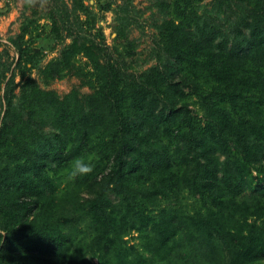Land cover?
Here are the masks:
<instances>
[{
  "label": "trees",
  "instance_id": "1",
  "mask_svg": "<svg viewBox=\"0 0 264 264\" xmlns=\"http://www.w3.org/2000/svg\"><path fill=\"white\" fill-rule=\"evenodd\" d=\"M245 1L250 19L237 24L246 28L242 42L235 38L228 45L215 42L213 35L207 39L202 33L183 32L190 22L199 24L193 18L195 9L184 14L191 0H177L174 6L189 22L183 17L172 22L171 32L162 37L167 54L190 70L192 76L182 75L180 83L200 97L202 125L184 103L176 105L174 98L184 92L158 65L143 75L146 80L135 76L125 82L95 63L103 73L99 89L87 97L88 109L75 96L58 100L39 89L27 94L25 108L15 109L12 97L4 95L0 148L5 150L8 134L13 145L8 153L12 163L0 168V229L5 233L1 261L253 264L264 259V163L254 167L264 157V0ZM67 48L70 54L80 48L90 52L74 43ZM198 71L208 77L205 88L198 89L197 78L193 80ZM252 97L257 104H252ZM159 102L164 106L156 109ZM45 120L52 122L55 142L44 139ZM159 138H166L165 144L184 138L183 150H158L154 146ZM217 151L223 154L221 162ZM96 154L108 162L106 176L115 179V191L124 204L112 205L100 194L87 203L79 218L86 217L91 234L75 246L49 223L55 199L49 171ZM173 162L178 163L176 169ZM252 170L257 175L252 176ZM143 179V201L135 204L134 188ZM89 180L77 176L72 186L81 182L92 188L94 180ZM184 189L197 195L190 209L172 200ZM157 196L166 204L148 208ZM131 231L142 236L140 249L125 241Z\"/></svg>",
  "mask_w": 264,
  "mask_h": 264
},
{
  "label": "rangeland",
  "instance_id": "2",
  "mask_svg": "<svg viewBox=\"0 0 264 264\" xmlns=\"http://www.w3.org/2000/svg\"><path fill=\"white\" fill-rule=\"evenodd\" d=\"M191 3L184 14L190 9H195L196 15L193 18L198 20L199 24L197 26L190 22V26H185L183 32L188 31L191 35L202 33L207 39L213 35L215 42H227L228 45L235 38L241 42L246 39V28L237 25L250 19V6L245 0H191ZM176 5L177 0H45L41 6L38 0L29 6L25 0H0V126L6 109L5 94L12 97V108L15 109L28 105L27 94L33 89L50 91L58 100L75 96L81 99L84 108L88 109L87 97L99 89L103 71L115 74L125 82L134 80L135 76L142 81L146 80L145 77L156 65L167 73L166 77L173 81L177 89L183 90V95L174 98L176 105L184 103L189 115L199 124H204L200 97L191 92L189 86L180 83L182 75L192 76L189 68L170 57L164 48L162 37L171 32L170 24L177 23L182 17L185 23L189 22L183 14L182 17L179 16L181 10L175 8ZM73 43L79 47L85 45L90 52L86 54L85 50L80 48L70 54L67 47ZM67 61L62 67V63ZM95 63L105 65L109 69L99 71L100 67H96ZM193 80L199 84L198 89L209 85L208 77L199 71L193 75ZM175 87L172 85L173 89H176ZM251 102L253 105L257 104L258 99L252 97ZM161 106L164 104L159 102L156 109ZM45 121H48V124L44 129V139L55 142L51 134L54 130L52 122ZM176 140L165 144L166 138H159L154 147L158 150L166 148L170 154L175 150L182 151L184 138ZM5 143V150L0 148V168L12 163L8 155L13 145L10 134ZM47 143L35 145L42 147ZM174 156H178L177 152L171 159H174ZM216 156L217 162L224 159L220 151L216 152ZM85 157L90 159L93 166V172L86 175L90 177L89 181L94 180L92 188L81 182L72 186L76 180L69 179L72 164L66 168L57 167L56 172L49 171L55 186V199L52 204L54 215L50 216L49 223L53 229L68 235L75 246L83 245L91 234V230L86 226V217L79 218L86 212L87 203L99 194L106 197L112 205L122 202L121 196L115 191V179L106 176L108 162L101 159L99 154ZM199 159L203 161L202 157ZM263 163L264 157L254 167ZM51 167H55L54 163ZM177 167L178 163L173 162V168ZM251 175H257V171L252 170ZM144 180L134 188L135 204H141L143 201ZM251 181L254 183L255 178H251ZM193 197L196 198L197 195L192 196L184 189L183 195L172 200L184 207L189 204L187 207L190 209L195 201ZM157 199V202H151L147 207L166 204L165 199L160 196H157ZM74 217H77V220ZM4 235V231L0 229V244L5 238ZM124 239L128 244L141 248L143 239L137 232H129ZM91 261L97 262L95 258H91ZM0 264L17 263L0 260Z\"/></svg>",
  "mask_w": 264,
  "mask_h": 264
},
{
  "label": "clouds",
  "instance_id": "3",
  "mask_svg": "<svg viewBox=\"0 0 264 264\" xmlns=\"http://www.w3.org/2000/svg\"><path fill=\"white\" fill-rule=\"evenodd\" d=\"M38 0H25V3L29 6L37 3ZM41 6L45 0H39ZM93 172V166L90 159L77 158L72 162V168L69 175V179H75L77 176H86ZM256 264H264V260L257 261Z\"/></svg>",
  "mask_w": 264,
  "mask_h": 264
}]
</instances>
